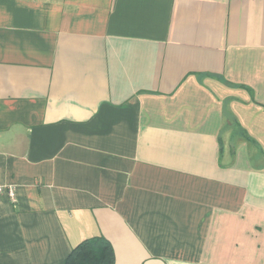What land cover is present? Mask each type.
<instances>
[{"label":"crops","instance_id":"crops-1","mask_svg":"<svg viewBox=\"0 0 264 264\" xmlns=\"http://www.w3.org/2000/svg\"><path fill=\"white\" fill-rule=\"evenodd\" d=\"M0 264H264V0H0Z\"/></svg>","mask_w":264,"mask_h":264},{"label":"trees","instance_id":"trees-1","mask_svg":"<svg viewBox=\"0 0 264 264\" xmlns=\"http://www.w3.org/2000/svg\"><path fill=\"white\" fill-rule=\"evenodd\" d=\"M111 245L102 237L81 241L76 245L63 264H113Z\"/></svg>","mask_w":264,"mask_h":264},{"label":"built area","instance_id":"built-area-1","mask_svg":"<svg viewBox=\"0 0 264 264\" xmlns=\"http://www.w3.org/2000/svg\"><path fill=\"white\" fill-rule=\"evenodd\" d=\"M0 194L6 195L9 198H14V188L12 186H6L0 183Z\"/></svg>","mask_w":264,"mask_h":264}]
</instances>
